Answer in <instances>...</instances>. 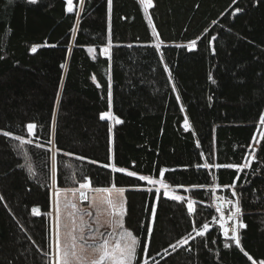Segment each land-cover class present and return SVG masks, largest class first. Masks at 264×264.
<instances>
[{
    "label": "trees",
    "instance_id": "trees-1",
    "mask_svg": "<svg viewBox=\"0 0 264 264\" xmlns=\"http://www.w3.org/2000/svg\"><path fill=\"white\" fill-rule=\"evenodd\" d=\"M148 15L159 50L138 0H0V264H52L53 152L57 187L126 189L134 264L264 261V0H152ZM214 194L239 200V246Z\"/></svg>",
    "mask_w": 264,
    "mask_h": 264
},
{
    "label": "snow or ice",
    "instance_id": "snow-or-ice-1",
    "mask_svg": "<svg viewBox=\"0 0 264 264\" xmlns=\"http://www.w3.org/2000/svg\"><path fill=\"white\" fill-rule=\"evenodd\" d=\"M35 2V0H33ZM109 7L111 6V0H108ZM152 0H145V11H147L148 7L151 6ZM68 12L73 11V0H67ZM151 23V20H149ZM195 41L192 42V46L194 47ZM159 47V45H157ZM32 52H36V46H33L31 49ZM93 51V49H89V52ZM104 55L109 54V47L103 48ZM211 78V77H210ZM95 79V77H93ZM59 99V94L58 97ZM111 101V92H109V102ZM115 119L116 123H121L118 118H115L111 112H105L101 114V119L104 118ZM261 125L264 126V116L260 118ZM185 126H188L187 119L185 120ZM35 128L34 124H28L27 129L29 133H32ZM5 136H11V133H4ZM15 139L19 141V145L23 146L26 143H31V140H25L20 136H16ZM53 160V167H52V187H53V202L55 207V219H56V264H134L137 260V249L140 245V241L138 238L130 231L127 230L124 226V217L126 215V207L125 201L123 199V193L125 192V188L120 187L117 188L115 185L111 187H98L92 188L91 182L86 180L83 183L79 184V188L73 189H63L56 186V154L53 152L52 155ZM248 165H244L247 167ZM19 167H23V165H19ZM204 167H208V165H204ZM228 167H233V165H228ZM28 170L31 173L32 167L31 164H28ZM113 170L118 172H124L125 169L122 168H115L113 165ZM129 176H135L136 173L128 172ZM163 175V173H161ZM141 180H148L150 183H157V181L149 180L148 177L141 176L139 177ZM161 185L167 189V185H164L162 181H160ZM88 191H93L95 193H104V194H111L116 193L115 196L107 195L97 199L95 196L89 198L87 195ZM71 192L73 195L79 193V199L81 201H90L91 206L97 209V217L95 223L99 225V216L101 210L103 211L104 216L106 217V222L111 225L112 231L108 232L107 234L100 232L99 227L93 228L92 224H90L87 220H85V216H92L91 212H81L78 208L77 203L69 200L67 197V193ZM159 192V189H157ZM168 195L167 191L164 193ZM235 196V192L232 194ZM3 197H0L2 200ZM172 199L176 200H183L184 197L174 196ZM218 200H222L223 197H217ZM228 204H232L234 206V210H229L230 215L228 216L229 220L236 221V226L232 228L231 239L235 241L237 246L240 245V236L237 234V229H243L246 227L245 224L237 220V217L241 214V208L239 206V200L237 199L235 203L232 200L227 201ZM189 212L193 211L192 202L188 204ZM62 210H70L68 212L69 218L72 220V226L69 231L66 232L63 241L60 238L59 229H60V217ZM220 212V227L224 230V235L226 238L229 237V231L227 228L224 227V212L218 206L216 209ZM34 214H39V209L34 207L32 209ZM153 217L155 216V208L152 209ZM48 215H52L49 213ZM77 216L79 217V224L77 225ZM209 228V224L205 223L203 225V230L198 232V235H204V231ZM85 229L91 234L90 237L93 240L92 244H86V236H85ZM148 233L152 232L151 228L147 229ZM97 236L99 240H97ZM178 244H186L187 240L178 241ZM229 245L225 244V247ZM172 247H175L173 245ZM85 248L92 249L91 257H88L85 253ZM146 247L144 251H146ZM243 250V249H241ZM247 255V253H245ZM251 259V257H249ZM144 264H147V261H144ZM259 264H264V261H260Z\"/></svg>",
    "mask_w": 264,
    "mask_h": 264
},
{
    "label": "rangeland",
    "instance_id": "rangeland-1",
    "mask_svg": "<svg viewBox=\"0 0 264 264\" xmlns=\"http://www.w3.org/2000/svg\"><path fill=\"white\" fill-rule=\"evenodd\" d=\"M138 1L140 3L141 7L143 8V11L145 13L146 19L149 22V20H150L149 19V15H148V9H149V7H148L147 11H145V0H138ZM67 8H68V4H67ZM149 26H150L151 32L153 33V35L155 37V44L154 45H155L156 49L159 50L161 44L158 41V39L156 38V36H155V31L153 29L152 24L149 23ZM157 45H159V47H157ZM186 45L188 46V48H193L192 43H188ZM104 47H106V46H103L100 49H98L99 50V53L101 55H104V53H103V48ZM107 47H109V54L107 55V57H108L110 55V46L107 45ZM89 49L90 48L87 49L88 50V53L90 54L91 57H94L95 56V53H96V50L94 48H91V49H93V51L89 52ZM159 54H160V52H159ZM104 56H106V55H104ZM165 69H166V72H167V75H168V70H167L166 67H165ZM262 116H264V112H263V115ZM111 120H114V119H111ZM184 126H185V123H184ZM257 126H258L259 129H258V133L255 136V140H254V143L255 144L257 143V141L259 140L260 136L262 135V132L264 131V126L261 125L260 120H259ZM188 127L189 126H187V128ZM251 157H252V155H251ZM149 180H151V179H149ZM154 181H157V183L153 184V183H150L149 181L148 182L151 185H153L156 188V190L157 189L162 190L164 193H165V191H167V193H168L167 196H170V197H173L174 196V193L172 192V188L167 187V189H165L161 185V183H159L161 181L160 179L154 180ZM87 195L89 196V198L91 200V198L94 197V196L97 199H99V198L104 197V196H107V195H113V196H115L116 193L104 194V193H95L93 191H88L87 192ZM67 197H68L69 200H72L73 202L77 203L78 208L80 209L81 212H84V213L91 212L92 213V216L91 217L85 216L84 218L90 224H92L93 228L99 227L100 232H103L105 234H107L108 232L112 231L111 225H109L106 222V217L104 216L102 210H101V213H100V216H99L100 223H99V225H97L95 223V220H96V217H97V209L95 207L91 206L90 201H81L79 199V193H76L75 195H73V193L68 192L67 193ZM123 199H124V193H123ZM51 208H52L51 209V213H52V215H51V221H52V234H53L52 264H56V260H55L56 253H57V249H56V227H55L56 219H55V207H54V202H53V187L51 189ZM69 211L70 210H62L61 217H60L59 234H60V238H61L62 241H63V239L65 237L66 232L69 231L71 229V226H72V220L69 218V215H68V212ZM76 219H77V225H78L79 224V217L77 216ZM237 220H238V217H237ZM219 222H220V219H219ZM237 234H238V232H237ZM90 235L91 234L88 232V230L85 229V236H86V238L87 237H90ZM96 239L99 240V237L97 236ZM85 243L86 244H92L93 243V240L91 238H87L86 241H85ZM85 253L87 254L88 257H91V255H92V249L91 248H85ZM251 264H259V262H255V261H252L251 260Z\"/></svg>",
    "mask_w": 264,
    "mask_h": 264
},
{
    "label": "built area",
    "instance_id": "built-area-1",
    "mask_svg": "<svg viewBox=\"0 0 264 264\" xmlns=\"http://www.w3.org/2000/svg\"><path fill=\"white\" fill-rule=\"evenodd\" d=\"M217 197H222V196H220L219 194H214V205L216 206V208L219 206L221 208V210L224 212V227L228 229V231H229V237L228 238H230L231 234H232V228L236 226V221L229 220L228 216L230 215L229 210H234V206L232 204H228L227 203L228 200L225 199L224 197L222 200H218ZM233 202L235 203V201H233ZM218 214H219V219H220V212H218ZM220 223H221V221H220ZM220 231H221V234L225 237L223 228L220 227ZM237 232H238V229H237Z\"/></svg>",
    "mask_w": 264,
    "mask_h": 264
}]
</instances>
